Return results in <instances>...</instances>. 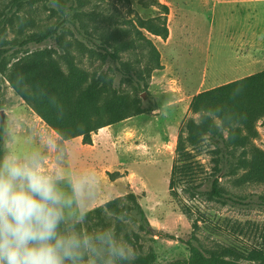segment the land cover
I'll return each instance as SVG.
<instances>
[{
    "label": "rangeland",
    "instance_id": "obj_1",
    "mask_svg": "<svg viewBox=\"0 0 264 264\" xmlns=\"http://www.w3.org/2000/svg\"><path fill=\"white\" fill-rule=\"evenodd\" d=\"M155 1L199 11L205 20L213 16L209 51L191 46L185 78L192 92L188 97L182 93L177 100L168 66L149 70L155 63L145 50L122 51L117 66L128 69L134 79L118 78L109 67L106 94L115 89L138 97L150 111L108 126V131L99 129L91 134L92 144L83 145L81 137L61 140L35 114L11 88L8 70L22 63L26 50L44 48L51 50V58L60 66H65L64 56L89 71L113 66L98 54L89 56L91 45L74 25L79 29L85 21L87 32L99 43L117 28H128L130 23L137 27L138 20L150 19L161 10L152 0H68V15L63 16L53 0H0V51L8 49L0 59V160L35 155L46 174L61 178L59 186L68 196H72V185H82L66 210L75 217L76 229L85 236L110 231L132 254L130 259L150 255L149 264H161L186 257L185 240L190 237L205 255L264 264V205L240 206L195 192L217 176L218 188L225 195L264 204V85L260 76L264 2ZM80 12L82 19L77 16ZM58 23L62 27L46 44H31L26 50L19 46L26 37ZM140 31L158 49L165 42ZM230 31L245 34L252 48L241 46V39H225ZM171 48L162 45L161 50L170 54ZM248 49L257 53L261 66H231L237 54ZM235 78L241 80L224 84ZM216 139L226 149L224 161ZM127 194L142 205L146 228L105 210L99 213L101 223L95 213L93 227L92 222H85L86 212Z\"/></svg>",
    "mask_w": 264,
    "mask_h": 264
},
{
    "label": "trees",
    "instance_id": "obj_2",
    "mask_svg": "<svg viewBox=\"0 0 264 264\" xmlns=\"http://www.w3.org/2000/svg\"><path fill=\"white\" fill-rule=\"evenodd\" d=\"M61 15H68V0H53ZM129 1V0H126ZM154 3L161 10L160 14L146 20H138L137 27L130 23L128 28H117L110 33L109 39L99 43L94 42L89 32H87L86 22L82 21L79 29L74 25V29L84 38L91 47L89 56L99 55L106 64L113 66H98L89 71L83 66H76L71 57L64 56L65 66H60L56 60L51 58V50L28 52V45L41 46L46 44L62 27L58 23L54 28L42 34H33L19 42L20 47H25L27 53L21 64L11 66L7 73V81L15 93L25 102V104L63 141L81 137L83 145H91V134L107 126H113L122 120L134 115L147 113L148 106H143L138 97L130 98L126 94L112 89L106 94L109 84L107 81V70L111 67L118 78L127 77L133 80L134 76L128 69L117 66L120 63L119 53L125 50L146 51L152 56L154 66L149 70L161 69L159 64V51L140 29L157 36L162 40L168 37L167 15L168 6L156 2ZM83 14L80 12L81 19ZM65 19V18H64ZM66 21V20H65ZM71 21V20H70ZM71 24H73L71 22ZM139 28V29H138ZM82 31V32H80ZM130 38L127 39L128 36ZM127 36V37H126ZM122 37H125L122 39ZM109 40V41H108ZM8 49L0 51L2 55ZM2 64L0 62V72ZM264 85V70L260 73ZM136 86L139 82L135 81ZM106 94V95H105ZM261 125L264 127V121ZM3 125H0V144L2 143ZM215 144L220 151V157L226 159V149L220 140L216 139ZM1 155V150H0ZM217 176L208 180L205 187L195 190L196 193L213 196L232 204L240 206H261L263 203H252L249 201L237 200L225 195L218 188ZM130 202L131 205H129ZM105 210L112 215L122 218H132L139 223L141 228L147 227V220L144 215L142 205L136 200L133 194L124 197H117L105 202L102 206L96 207L86 212L83 218L86 223L93 221L92 214H98ZM101 223V222H100ZM93 227V222H92ZM77 227V225H76ZM166 236H169L168 234ZM187 256L164 261L161 264H243L224 257L205 255L195 245L190 237L185 240ZM152 261L150 255L129 259L124 264H149Z\"/></svg>",
    "mask_w": 264,
    "mask_h": 264
},
{
    "label": "clouds",
    "instance_id": "obj_3",
    "mask_svg": "<svg viewBox=\"0 0 264 264\" xmlns=\"http://www.w3.org/2000/svg\"><path fill=\"white\" fill-rule=\"evenodd\" d=\"M35 155L0 160V264H124L132 254L110 231L89 235L67 213L72 196Z\"/></svg>",
    "mask_w": 264,
    "mask_h": 264
},
{
    "label": "crops",
    "instance_id": "obj_4",
    "mask_svg": "<svg viewBox=\"0 0 264 264\" xmlns=\"http://www.w3.org/2000/svg\"><path fill=\"white\" fill-rule=\"evenodd\" d=\"M254 2H264V0H251ZM169 13L167 15V28L169 33V38L162 43V45H171V52H163L161 47L157 50L159 51V64L163 66H168L170 71L173 73V81L176 83V90L173 96L179 100V95L183 93V96L188 97L191 94V88L186 85L185 75L188 72L187 66L189 55L191 51V46L201 48L206 51H209V45L212 36V30L214 27L213 16L210 15V18L206 20L201 18L203 14L199 11L190 10L186 7L179 6H168ZM209 12V10H207ZM224 38L239 40L240 45L246 48H252L250 46L248 37L239 35L235 31H230V34L225 35ZM208 49V50H207ZM238 53V52H237ZM182 55L183 59L186 61H181L180 56ZM257 53L251 52L250 49L247 52L237 54L236 62L231 66H261L258 63ZM182 71V72H181ZM240 78H235L225 82L224 84H234L240 81ZM181 88V89H180ZM111 127V126H109ZM109 127H103L100 131H108Z\"/></svg>",
    "mask_w": 264,
    "mask_h": 264
}]
</instances>
